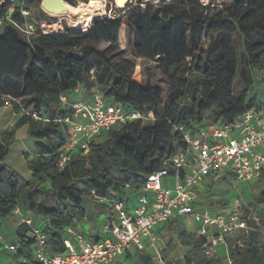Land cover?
I'll use <instances>...</instances> for the list:
<instances>
[{"label": "trees", "instance_id": "16d2710c", "mask_svg": "<svg viewBox=\"0 0 264 264\" xmlns=\"http://www.w3.org/2000/svg\"><path fill=\"white\" fill-rule=\"evenodd\" d=\"M61 1L71 7L79 2L74 7L84 8L89 0ZM217 1L202 6L199 0H169L143 10L139 4H129L120 17L100 21L95 15L78 31L65 29L29 39L11 24L3 25L0 109L9 108L14 121L0 135V233L2 222L18 209L19 216L29 213L32 226L45 234L46 254H62L67 229L81 230L84 220H95L108 210L92 202L91 191L101 196L113 193L130 203L147 177L185 148L175 128L194 131L231 124L249 111L264 109L254 92V73L264 71V0H227L219 5ZM40 4L41 0L5 2L0 17L13 7L11 18L21 24L20 11L31 16V6ZM123 25L132 37L128 52L119 47ZM129 58L152 64L160 75L157 83L150 84L149 68L142 70L141 81L131 80L134 67ZM258 80L264 87V77ZM78 89L86 95L97 89L108 103L151 113L153 119L111 129L91 141L86 153L72 152L60 169L57 162L69 137L63 120L70 115L60 97L72 102ZM23 127L33 142V156L26 157L28 179L5 163L15 133ZM254 183L261 190L252 203L241 207L257 223L247 220L250 230L224 236L230 264H264L260 233L264 171ZM28 230L24 223L15 229L11 243L15 251L4 248L10 255L7 264L32 259ZM177 239L189 249L181 259L166 264H223L225 260L218 254L206 255V239L194 233L181 230ZM124 255L136 264H155L146 252Z\"/></svg>", "mask_w": 264, "mask_h": 264}, {"label": "built area", "instance_id": "2783aa9c", "mask_svg": "<svg viewBox=\"0 0 264 264\" xmlns=\"http://www.w3.org/2000/svg\"><path fill=\"white\" fill-rule=\"evenodd\" d=\"M13 1L0 0V6ZM199 1L202 4V0ZM13 12L14 8L10 7L0 17V29L11 24L25 39L64 30L61 21L53 22L56 18L42 9L47 19L31 21L30 14L21 10V24L12 20ZM73 99L68 102L65 96L60 97L62 105L70 111L63 120L69 126V137L57 162L60 169L71 159L72 152L86 153L91 141L111 129L153 119L151 113L126 111L108 103L97 89ZM175 131L180 134L185 148L167 159L161 170L147 177L132 202L126 204L113 193L101 196L90 192L92 202L105 205L108 210L98 215V222L84 220L82 225L85 224L87 230L67 229L62 254L47 255L45 234L32 226L30 219H22L21 223L29 227L27 242L32 244V259H22L19 264H117L127 251L146 252L155 264H166L157 249L155 229L185 217L195 224L194 234L206 239L203 247L208 256L217 255L215 247L224 245L225 235L250 230L247 220L257 223V219L242 209L237 198L223 211L203 207L197 200L201 186L208 180L231 178L245 184L257 180L264 171V110L249 111L231 124L204 126L194 131L179 126ZM13 214L20 215L19 210L15 209ZM260 233L264 238V229H260ZM5 249L15 251L12 245ZM224 252L230 264L229 252L226 249Z\"/></svg>", "mask_w": 264, "mask_h": 264}, {"label": "rangeland", "instance_id": "374dc122", "mask_svg": "<svg viewBox=\"0 0 264 264\" xmlns=\"http://www.w3.org/2000/svg\"><path fill=\"white\" fill-rule=\"evenodd\" d=\"M94 2L95 6H102L103 11L100 13H94L92 15L95 17H98L100 21L102 20H108L115 17H120L122 14L123 8H117L115 5L114 0L111 2H108L107 0H89L87 2V6L82 8L79 7L78 9L85 10L90 2ZM169 0H128L125 7L129 4L137 5L139 4L140 10H143L144 7L147 6H157L161 4L162 2H168ZM211 0H202V6H208L210 4ZM227 0H218L216 3L222 4L226 3ZM66 5V4H65ZM80 3L77 2L75 7L79 6ZM68 6V5H67ZM72 6V7H74ZM70 7V6H69ZM74 7V8H75ZM93 7V8H94ZM32 14L30 16V19H36L40 18L44 15L43 19H47V16L41 12L40 6L35 7L31 6ZM53 17V16H52ZM90 18V17H89ZM94 18V17H93ZM91 18L87 22V24L90 22ZM61 21L63 24V31L65 29L72 30V31H78L75 27H71L68 21L65 18L59 19L56 18L53 22ZM71 28V29H70ZM86 30V29H85ZM83 30V31H85ZM82 31V30H81ZM132 37L130 36L129 32L127 31L126 27L123 25L121 27L120 33H119V47L121 50L128 52L129 44L131 42ZM105 46H100L99 49H104ZM133 64L134 69L129 73V77L133 81H141L142 79V70L149 68L148 71V80L150 84L155 85L159 78V72L154 69V66L152 64H145L138 60H130ZM264 77V71L258 70L254 73V92L258 96L259 101L261 102L262 106H264V87L259 82V78ZM177 87H179L177 85ZM250 97H252V94H250ZM14 121V116L10 112L9 108H3L0 110V135L4 131V129L11 124ZM17 140L13 147L11 153L8 155L6 159V164L9 165L11 168H15L18 170L20 174H23V176L27 175V166L23 164L24 161H26V157H31V155L26 153H32L33 149V142L31 139L26 137L24 130H18L17 131ZM12 152H15L14 155H12ZM13 156L15 158H13ZM20 156H22L20 158ZM26 177V176H25ZM261 190L260 185L251 182V183H238L234 182L233 179L228 178L227 180L223 181H207L205 184L201 186V197L197 200L199 203H210L211 210H218L223 211L228 208V204L230 202H233L235 198H237L240 205L252 203V199L258 194V192ZM206 206V204H203ZM255 210L257 209L254 207ZM22 219H30L32 220V216L29 213H24L22 216L19 215H11L9 218L5 219L2 222L1 227V238H0V258L5 261L6 258H8L10 255L4 251V247L9 245L15 240V234L14 231L22 222ZM91 222H95V220H91ZM96 222H98L96 217ZM92 224V223H91ZM83 228L87 230V226L83 224ZM177 234L174 235V240H172L170 247H167L168 239L166 237V234L163 235L161 244L158 245L157 249H160V257L165 261H173L175 259H179L182 255H184L186 252L184 249L179 248L177 241L175 240ZM218 251V256L221 258H224L225 252L224 249H216ZM132 252V251H131ZM118 264H136L135 260L131 257H127L123 254V256L119 259Z\"/></svg>", "mask_w": 264, "mask_h": 264}, {"label": "crops", "instance_id": "0c3cea01", "mask_svg": "<svg viewBox=\"0 0 264 264\" xmlns=\"http://www.w3.org/2000/svg\"><path fill=\"white\" fill-rule=\"evenodd\" d=\"M129 60V62H131L130 60H135V59H133V58H129L128 59ZM132 63V62H131ZM133 64V63H132ZM159 78H160V75H159ZM138 82V81H137ZM81 95H84V96H86V94L84 93V91L82 90V89H78L77 90V93L74 95V98H76V97H79V96H81ZM1 110V109H0ZM264 110V109H263ZM18 130H24V133H25V135H26V127H23V128H20V129H18ZM17 130V131H18ZM17 131H16V133H15V142L17 141V140H19V139H17ZM26 137H27V135H26ZM14 153L15 152H12V155H14ZM26 154H29V155H31V156H33V151H32V153H26ZM22 156H20V158H21ZM13 158H15L14 156H13ZM5 162H6V160H5ZM23 164L24 165H26V161H24L23 162ZM7 165V164H6ZM7 166H9V165H7ZM10 167V166H9ZM11 168V167H10ZM11 169H13L14 171H16L18 174H20L19 172H18V170L17 169H15V168H11ZM22 177H24V178H26V179H28V178H30V172L28 171V169H27V175H25V176H23V174H20ZM200 196L198 197V199L201 197V193L199 194ZM205 204H206V202H205ZM209 204V203H208ZM202 206L203 207H205V205H203L202 204ZM207 206V205H206ZM207 208H211L210 206L209 207H207ZM195 229H196V226H195V224L189 219V218H187V217H185V218H181V219H178V220H173V221H168L167 223H165V224H163V225H160V226H158L156 229H155V232H156V237H157V242L159 243V244H161V241H162V237H163V235L164 234H166V237H167V239H168V242H167V246H166V248L167 247H170V244H171V242H172V240H174V235L175 234H177V236H176V238H175V240L177 241V243H178V246H179V248H181V249H184L185 250V252L187 253V251H188V247H185V246H183V245H181L179 242H178V239H177V237H178V233H179V231H181V230H185L187 233H194L195 232ZM0 238H1V235H0ZM9 245H11V243L9 244ZM9 245H7V246H9ZM7 246H5V247H7ZM4 247V248H5ZM215 249H225V247H224V245H218L217 247H215ZM5 250V249H4ZM185 253V254H186ZM184 254V255H185ZM217 254H218V251H217ZM184 255H182L181 257H179V259H181ZM179 259H175V260H173V261H170V262H175V261H177V260H179ZM0 260H1V262H2V264H7L8 263V261H9V259L8 258H6L5 259V261H3L1 258H0ZM164 261V260H163ZM165 262V261H164ZM118 264V263H117ZM223 264H228L227 263V261L226 260H224L223 261Z\"/></svg>", "mask_w": 264, "mask_h": 264}, {"label": "bare ground", "instance_id": "6f19581e", "mask_svg": "<svg viewBox=\"0 0 264 264\" xmlns=\"http://www.w3.org/2000/svg\"><path fill=\"white\" fill-rule=\"evenodd\" d=\"M158 1V0H156ZM115 2V0H114ZM67 6V5H66ZM95 6L94 2H90L88 7L85 10L78 9V8H73L67 6L66 11L56 14V13H48L51 17L55 18H65L68 23L70 24L71 27H75V29H83L87 27V22L89 21L90 18H92V15L94 13H100L103 11L102 6ZM94 7V8H93ZM90 17V18H89ZM71 29V28H70Z\"/></svg>", "mask_w": 264, "mask_h": 264}, {"label": "water", "instance_id": "95a60500", "mask_svg": "<svg viewBox=\"0 0 264 264\" xmlns=\"http://www.w3.org/2000/svg\"><path fill=\"white\" fill-rule=\"evenodd\" d=\"M128 0H115L117 8H124ZM41 9L46 13H62L66 11L67 6L61 0H41Z\"/></svg>", "mask_w": 264, "mask_h": 264}]
</instances>
